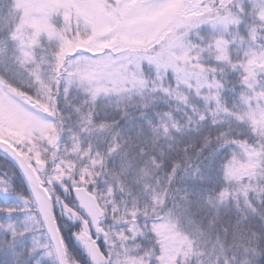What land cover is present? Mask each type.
I'll return each mask as SVG.
<instances>
[{"label":"snow or ice","instance_id":"6c2138e0","mask_svg":"<svg viewBox=\"0 0 264 264\" xmlns=\"http://www.w3.org/2000/svg\"><path fill=\"white\" fill-rule=\"evenodd\" d=\"M0 264H264V0H0Z\"/></svg>","mask_w":264,"mask_h":264}]
</instances>
